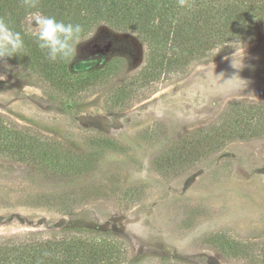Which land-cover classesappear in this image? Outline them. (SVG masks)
Listing matches in <instances>:
<instances>
[{
    "label": "rangeland",
    "instance_id": "rangeland-1",
    "mask_svg": "<svg viewBox=\"0 0 264 264\" xmlns=\"http://www.w3.org/2000/svg\"><path fill=\"white\" fill-rule=\"evenodd\" d=\"M92 33L74 61L80 72L97 68V83L73 97L0 65V115L78 163L60 175L0 157V242L94 227L133 259L264 264V136L203 155L196 135L229 108L231 118L243 104H264V26L185 77L162 74L129 98L145 47L132 32Z\"/></svg>",
    "mask_w": 264,
    "mask_h": 264
},
{
    "label": "trees",
    "instance_id": "trees-1",
    "mask_svg": "<svg viewBox=\"0 0 264 264\" xmlns=\"http://www.w3.org/2000/svg\"><path fill=\"white\" fill-rule=\"evenodd\" d=\"M261 1L186 0L185 7H180L179 0H38L37 8L32 9L24 0H0V17L7 18L21 32L27 47L26 55L6 59L0 65L19 67L21 73L34 76L37 83L73 97L95 87L98 75L92 73L97 68L80 72L74 59L70 63L49 62L36 46L26 22L32 18L30 13L40 11L58 20L83 24L85 38L105 25L111 30L134 33L145 47L144 66L132 86L123 92V97L129 98L139 88L151 89L162 74L182 78L192 64L228 54L236 41L264 26ZM243 105L239 115L230 118L229 108L217 124L196 133L202 141L199 153L204 155L209 148H219L231 139L264 136V104ZM63 151L56 141L34 135L0 115L1 158L64 175L76 170L78 163ZM194 152L187 150L185 154ZM143 260L147 264H181L172 259L129 258L122 243L106 230L94 227L74 231L68 226L46 237L30 235L21 242H0V264H141Z\"/></svg>",
    "mask_w": 264,
    "mask_h": 264
},
{
    "label": "clouds",
    "instance_id": "clouds-1",
    "mask_svg": "<svg viewBox=\"0 0 264 264\" xmlns=\"http://www.w3.org/2000/svg\"><path fill=\"white\" fill-rule=\"evenodd\" d=\"M24 3L27 7L36 9L38 0H24ZM179 5L185 7L186 0H179ZM30 16L32 22L29 30L35 38L36 46L49 62L70 63L75 59L77 48L84 42L86 35L83 24L58 20L55 16L45 15L40 11L32 12ZM87 35L91 38L94 33H87ZM22 54H27L24 37L20 31L14 29L7 18L0 17V62L18 58ZM240 81L245 86V82Z\"/></svg>",
    "mask_w": 264,
    "mask_h": 264
}]
</instances>
